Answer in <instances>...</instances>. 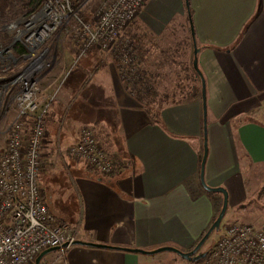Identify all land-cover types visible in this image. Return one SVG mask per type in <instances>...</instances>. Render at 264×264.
I'll use <instances>...</instances> for the list:
<instances>
[{
  "label": "crops",
  "instance_id": "crops-1",
  "mask_svg": "<svg viewBox=\"0 0 264 264\" xmlns=\"http://www.w3.org/2000/svg\"><path fill=\"white\" fill-rule=\"evenodd\" d=\"M188 3L191 16L186 0H149L138 27L154 37L188 29L194 46L193 28L207 90L204 179L209 187L227 191L234 211L255 198L258 180L264 182V174L256 176L264 171V0ZM100 60L90 54L80 62L76 78L56 98L60 110L55 111L54 100L46 118L53 109L54 122L68 116L64 130L70 145L78 142L77 125L93 126L124 163L122 174L102 179L67 163L41 174L39 181L58 222L75 225L79 241L110 248L77 245L63 258L60 251L48 254L41 264H196L173 252L149 256L128 250L173 247L190 252L223 205V195H210L200 179L202 91L166 104L154 115L126 91L111 60L94 71ZM86 77L93 80L80 89Z\"/></svg>",
  "mask_w": 264,
  "mask_h": 264
},
{
  "label": "built area",
  "instance_id": "built-area-1",
  "mask_svg": "<svg viewBox=\"0 0 264 264\" xmlns=\"http://www.w3.org/2000/svg\"><path fill=\"white\" fill-rule=\"evenodd\" d=\"M145 2L103 0L96 24H82V42L77 40L81 52L75 63L96 46L108 53L120 48L127 51L131 44L121 40L122 33L137 19ZM72 19L77 18L70 0H47L27 21L28 27L34 30L27 40L32 53L26 57L33 61L16 78L17 92L8 90L5 94V101L15 102L17 116L9 129L7 148L0 156V264H27L52 248H60L63 258L79 241L75 225L58 222L49 212L39 181L46 116L53 98L44 103L40 101L35 74L52 63L51 60L42 62L43 54L34 58V51ZM20 38L21 32L17 40ZM119 64L124 81H133L138 75L134 56L119 54ZM3 102L0 101V111L4 110ZM64 156L68 163L82 166L102 179L117 178L124 169V163L112 154L90 125L82 127L78 142L69 146ZM196 264H264V224H230L208 257Z\"/></svg>",
  "mask_w": 264,
  "mask_h": 264
},
{
  "label": "rangeland",
  "instance_id": "rangeland-1",
  "mask_svg": "<svg viewBox=\"0 0 264 264\" xmlns=\"http://www.w3.org/2000/svg\"><path fill=\"white\" fill-rule=\"evenodd\" d=\"M148 1L146 0L137 19L122 33L121 40L129 41V44H131L127 51L120 48L108 53L103 52L96 46L87 51L84 58L74 64L73 57L78 59L81 52V44L78 45L77 40L82 42V24L90 26L96 24L102 10L103 0H70L77 19H72L68 25L56 31L44 45L34 51L35 59L43 54L41 61L51 60L52 63L50 67L35 74L38 81L40 101L44 103L53 98L52 102L55 100L56 103L55 111L60 110L56 98L59 97L63 89L67 88L73 78H76L75 73L80 69V62L90 54L101 58L94 71L105 66L106 62H103V60H111L118 71L120 79L123 81L126 91L135 98V85L140 81V76H137L144 73L148 82L146 89L143 90L144 105L148 107L147 109H151L153 113L159 112L160 108L166 104L189 99L194 94L200 96L202 89L199 80L201 81V79L193 67L194 46H192L188 29H171L172 31L162 37L150 36L142 29H136L139 17ZM43 5L37 12L25 15L26 12L22 10L21 5L16 4L13 0H0V101L5 103L4 110L0 111V156L7 148L9 129L17 116L15 102L5 101V94L8 90L12 93L17 92L18 83L15 81L16 78L22 75L25 68L33 61L31 58H27L32 53L29 50L27 40L34 29L28 27L27 21L38 13ZM20 32L21 38L17 40ZM122 53H130L136 60L138 75L131 82L124 81V77L120 73L119 54ZM10 54L14 55V58ZM92 73H87V75H92ZM92 80L93 78L86 77L80 82V89L88 86ZM151 106L153 108H149ZM53 113L54 109L46 118L42 175L54 166L67 165L68 163L64 156L66 149L71 146L67 142L69 136L65 135V130L69 126L66 120L68 116L63 115L61 119L54 122ZM83 126L87 125H77L73 132L76 129L80 132ZM25 138H27V134ZM107 144L109 146V143ZM261 171L256 173L259 179L264 174V171ZM256 185L258 188L255 198L249 200L243 207L233 211L231 208L229 209L228 200V210L220 230L212 233L199 254L210 252L215 243L223 236L225 227L234 224L236 220L246 224H264V182L258 180ZM41 187L46 198V191L43 186ZM222 206L219 205L217 209L216 219ZM27 264H35V261Z\"/></svg>",
  "mask_w": 264,
  "mask_h": 264
},
{
  "label": "water",
  "instance_id": "water-1",
  "mask_svg": "<svg viewBox=\"0 0 264 264\" xmlns=\"http://www.w3.org/2000/svg\"><path fill=\"white\" fill-rule=\"evenodd\" d=\"M188 1V0H186ZM186 5L188 6V2H186ZM192 37H193V42H194V61H193V67L194 70L196 71V73L199 75L201 81H202V100H203V110H204V135H205V142H204V156L202 159V163H201V175H200V179H201V184L203 186V188L209 192V193H219L223 195V206L221 209L220 214L218 215L217 219L215 220V222L212 224L211 228L208 230V232L204 235V237L201 239V241L196 245V247L190 251V252H182L176 248L173 247H163L160 249H157L155 251H142V250H128L131 252H136V253H140V254H144V255H149V256H153L162 252H173L175 254H177L178 256H180L183 260L188 261V262H200L201 260L206 258V253H201L199 254V252L201 251V249L203 248V246L205 245V243L208 241V239L210 238V236L212 235L213 232L215 231H219L222 225V222L226 216L227 210H228V193L224 188H211L209 187L204 179V173H205V165H206V161L208 158V141H207V90H206V81L205 78L202 74V72L199 69V65H198V54L200 52L199 48L197 47L196 44V38L194 35V31L192 28ZM86 246V247H93V248H101V249H108L110 247L104 246V245H100V244H94V243H86V242H82V241H77L74 246ZM67 245H64V248H66ZM60 248H52V249H48L46 251H44L43 253H41L39 255V257L35 260V264H41L42 260L44 259V257H46L48 254L59 251ZM127 250V249H125Z\"/></svg>",
  "mask_w": 264,
  "mask_h": 264
},
{
  "label": "trees",
  "instance_id": "trees-1",
  "mask_svg": "<svg viewBox=\"0 0 264 264\" xmlns=\"http://www.w3.org/2000/svg\"><path fill=\"white\" fill-rule=\"evenodd\" d=\"M16 4H19V5H21V8H22V10L23 11H25L26 12V14L25 15H30V14H32V13H34V12H37V10L44 4V2L46 1V0H13ZM186 2H188V1H186ZM188 11H189V15L191 16L192 15V13H191V10H190V7H189V3H188ZM190 23H191V20H190ZM137 27V26H136ZM135 27V28H136ZM137 30H140L141 28L140 27H137L136 28ZM191 30H192V27H191ZM143 32V31H142ZM140 76V81H138L137 83H136V90H135V95H136V98L141 102V103H143L144 104V100H145V97L143 96V90H145L146 89V87H147V79H146V75L144 74V73H142V75L140 74L139 75ZM145 80V81H144ZM132 93H134L133 91H132ZM151 93V92H150ZM150 96V95H149ZM193 96H195V94L193 95ZM148 108V107H147ZM149 108H151V107H149ZM149 111H150V113L152 112V110L151 109H148ZM153 113V112H152ZM159 112H155V113H153L154 115H157ZM210 195H212L211 193H210ZM208 254H209V252L206 254V258L208 257ZM205 258V259H206ZM204 260V259H203ZM202 261V260H201Z\"/></svg>",
  "mask_w": 264,
  "mask_h": 264
}]
</instances>
